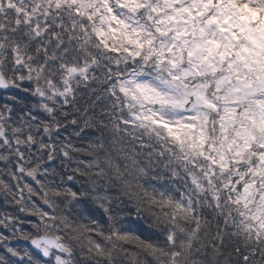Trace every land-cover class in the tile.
<instances>
[{"label": "snow or ice", "instance_id": "obj_1", "mask_svg": "<svg viewBox=\"0 0 264 264\" xmlns=\"http://www.w3.org/2000/svg\"><path fill=\"white\" fill-rule=\"evenodd\" d=\"M0 92V264H264V0H0Z\"/></svg>", "mask_w": 264, "mask_h": 264}, {"label": "trees", "instance_id": "obj_2", "mask_svg": "<svg viewBox=\"0 0 264 264\" xmlns=\"http://www.w3.org/2000/svg\"><path fill=\"white\" fill-rule=\"evenodd\" d=\"M2 98H5V94L3 92H0V99ZM4 209H5V205H4L3 199L0 198V210H4Z\"/></svg>", "mask_w": 264, "mask_h": 264}]
</instances>
